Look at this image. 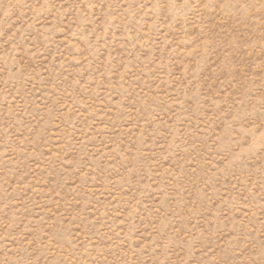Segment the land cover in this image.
<instances>
[{
    "label": "rangeland",
    "instance_id": "374dc122",
    "mask_svg": "<svg viewBox=\"0 0 264 264\" xmlns=\"http://www.w3.org/2000/svg\"><path fill=\"white\" fill-rule=\"evenodd\" d=\"M0 264H264V0H0Z\"/></svg>",
    "mask_w": 264,
    "mask_h": 264
}]
</instances>
